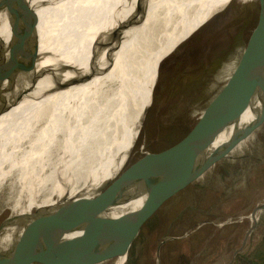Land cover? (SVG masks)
<instances>
[{
	"label": "rangeland",
	"instance_id": "rangeland-1",
	"mask_svg": "<svg viewBox=\"0 0 264 264\" xmlns=\"http://www.w3.org/2000/svg\"><path fill=\"white\" fill-rule=\"evenodd\" d=\"M221 1L213 0L208 5L207 0H180L173 20L203 14ZM256 12L254 1L231 0L160 62L130 161L145 150L157 149L177 139L195 122L234 69L253 28ZM203 22L195 20L172 26L166 53ZM151 31L145 27L140 32L115 74L95 92L86 107L78 141L79 158L71 162L64 186L54 197L52 206L60 198L86 191L82 187L90 181L98 153L110 140L124 109L137 63L153 35ZM43 137L26 153L36 155ZM55 142H59L60 149L64 144L69 146L61 140ZM20 148L23 146L15 145L11 153L19 152ZM54 150L50 149L51 157ZM230 164L237 168L221 180L220 174ZM51 180L47 173L38 189L42 190ZM192 180L194 186L167 201L140 230L125 264L129 257L136 264H227L230 248L236 250L241 246L253 223V209L264 202V124L232 152L209 161ZM25 199H29V191L18 194L17 184L12 185L7 178L0 186V222L17 212L21 214L23 205H20ZM263 216L264 208L255 213L257 222ZM251 234L240 252L251 244ZM118 259L101 264H117ZM50 264H63L62 257Z\"/></svg>",
	"mask_w": 264,
	"mask_h": 264
},
{
	"label": "bare ground",
	"instance_id": "bare-ground-1",
	"mask_svg": "<svg viewBox=\"0 0 264 264\" xmlns=\"http://www.w3.org/2000/svg\"><path fill=\"white\" fill-rule=\"evenodd\" d=\"M179 1L28 0L38 16L40 57L33 73L20 75L15 82L14 94L24 90L20 99L0 113V186L10 178L12 185L17 184L18 194L29 191V199L21 202V214L33 208L52 206L54 197L64 186L71 162L79 158L78 141L86 107L95 92L115 74L140 32L150 27L153 35L137 63L127 102L110 140L98 153L90 181L82 187L86 191L68 199L81 194L91 196L119 172L142 126L160 62L231 0H222L216 8L177 21L173 19ZM211 1L207 0V4L211 5ZM12 5L13 0H0V43L6 44L10 38ZM195 20L204 22L166 53L172 26ZM34 39L27 42L28 47H32ZM31 74H37L33 83L29 80ZM254 114L253 110H248L242 124L250 122ZM230 132L219 135L216 144L227 140ZM42 135L37 154L26 153ZM55 140L69 146L64 144L60 149ZM15 145L23 148L11 153ZM50 149H55L52 157ZM208 162L197 161L190 169V179ZM47 173L52 180L39 190L37 186ZM139 202L140 199H136L113 207L110 214L116 217ZM19 231L15 227L7 229L0 237V250L7 247ZM77 254L78 251L62 257L63 264H71ZM124 260L121 256L117 264Z\"/></svg>",
	"mask_w": 264,
	"mask_h": 264
},
{
	"label": "water",
	"instance_id": "water-1",
	"mask_svg": "<svg viewBox=\"0 0 264 264\" xmlns=\"http://www.w3.org/2000/svg\"><path fill=\"white\" fill-rule=\"evenodd\" d=\"M249 1L256 2L257 12L243 51L224 85L188 130L132 161L129 152L119 172L91 196L60 198L54 206L5 218L0 222V237L10 227L20 231L0 250V264H50L77 251L81 254L71 264H101L121 256L125 264L146 223L167 201L195 185L191 167L232 152L264 124V0ZM9 26L8 42L0 43V113L20 99L24 90L14 94L15 82L20 75L33 73L40 57L38 16L28 0H13ZM36 75L31 74V83ZM248 110L254 111V118L242 124ZM229 131L228 139L216 144L219 135ZM235 168L230 164L220 174L221 180ZM136 199L140 202L132 209L116 217L110 214L113 207ZM263 208L264 202L253 209V223L232 261L256 225L255 213Z\"/></svg>",
	"mask_w": 264,
	"mask_h": 264
},
{
	"label": "trees",
	"instance_id": "trees-1",
	"mask_svg": "<svg viewBox=\"0 0 264 264\" xmlns=\"http://www.w3.org/2000/svg\"><path fill=\"white\" fill-rule=\"evenodd\" d=\"M224 172V170H223ZM251 237L256 239L260 237V243L251 252H239L234 258L233 264H264V216L260 217ZM137 262L129 257L127 264H136Z\"/></svg>",
	"mask_w": 264,
	"mask_h": 264
},
{
	"label": "crops",
	"instance_id": "crops-1",
	"mask_svg": "<svg viewBox=\"0 0 264 264\" xmlns=\"http://www.w3.org/2000/svg\"><path fill=\"white\" fill-rule=\"evenodd\" d=\"M244 238V237H243ZM234 240V239H233ZM232 240V241H233ZM260 243V237L256 238V239H252L251 244L247 245L245 248L247 250V252H251L255 249L256 246H258V244ZM231 246H234V242H232ZM232 250V253L230 255L229 260L226 262L227 264H233L234 260L232 261V257H233V253L235 252V248H230ZM246 250H244L243 252H246ZM240 252V251H239ZM238 252V253H239ZM242 252V251H241ZM237 254V253H236ZM236 256V255H235Z\"/></svg>",
	"mask_w": 264,
	"mask_h": 264
}]
</instances>
